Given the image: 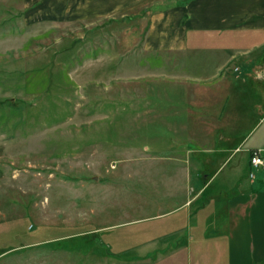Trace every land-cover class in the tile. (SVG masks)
<instances>
[{
    "label": "rangeland",
    "instance_id": "1",
    "mask_svg": "<svg viewBox=\"0 0 264 264\" xmlns=\"http://www.w3.org/2000/svg\"><path fill=\"white\" fill-rule=\"evenodd\" d=\"M151 1L0 0V264H264L261 222L225 226L264 193V53L145 51Z\"/></svg>",
    "mask_w": 264,
    "mask_h": 264
},
{
    "label": "crops",
    "instance_id": "2",
    "mask_svg": "<svg viewBox=\"0 0 264 264\" xmlns=\"http://www.w3.org/2000/svg\"><path fill=\"white\" fill-rule=\"evenodd\" d=\"M147 1L75 0L74 8L79 12L80 18L84 19L90 15L92 17L109 16ZM142 14L148 15V23L144 31V50L148 52H186L187 56L184 60L187 61L200 50L221 53V50L238 49L244 56L249 52L261 50L259 55L242 57L243 63L251 65L260 61L264 53V0H152L148 5L146 4ZM233 59V55L221 57L216 67L221 69L227 65L230 66ZM262 67L263 65L260 69L264 72ZM238 148L239 146L235 147V149ZM254 148L250 147L249 151L251 152ZM206 182L208 184H203L201 190L211 184V181ZM255 184L256 181H251L250 187H254ZM245 196L247 197V194L238 197L241 201L232 209L231 218L227 221L226 227L253 228L258 225L257 222H261L264 226V193L257 192L255 196H252L254 199L250 205L244 202ZM260 199L263 200L262 203ZM235 212H238L239 216L235 215ZM183 228L186 226L171 232H162L158 236L159 241L162 245H168V242L174 243L177 239L178 247L186 248L184 245L190 242L192 235L180 238L179 235H183L184 232ZM173 250L177 249L173 248ZM160 254L162 256H159L160 259H165L163 256L166 254L163 249ZM236 254V256L233 255L231 247V263L234 259L239 260L237 250Z\"/></svg>",
    "mask_w": 264,
    "mask_h": 264
},
{
    "label": "built area",
    "instance_id": "3",
    "mask_svg": "<svg viewBox=\"0 0 264 264\" xmlns=\"http://www.w3.org/2000/svg\"><path fill=\"white\" fill-rule=\"evenodd\" d=\"M263 149L258 148L251 151V164L253 166H261L264 168V156L262 155Z\"/></svg>",
    "mask_w": 264,
    "mask_h": 264
}]
</instances>
